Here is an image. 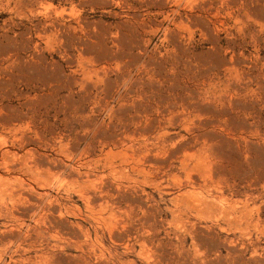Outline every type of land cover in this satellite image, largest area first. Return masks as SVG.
<instances>
[{
    "label": "rangeland",
    "instance_id": "obj_1",
    "mask_svg": "<svg viewBox=\"0 0 264 264\" xmlns=\"http://www.w3.org/2000/svg\"><path fill=\"white\" fill-rule=\"evenodd\" d=\"M0 264H264V0H0Z\"/></svg>",
    "mask_w": 264,
    "mask_h": 264
},
{
    "label": "bare ground",
    "instance_id": "obj_2",
    "mask_svg": "<svg viewBox=\"0 0 264 264\" xmlns=\"http://www.w3.org/2000/svg\"><path fill=\"white\" fill-rule=\"evenodd\" d=\"M38 202H39V201H38ZM38 202H37V203H38Z\"/></svg>",
    "mask_w": 264,
    "mask_h": 264
}]
</instances>
